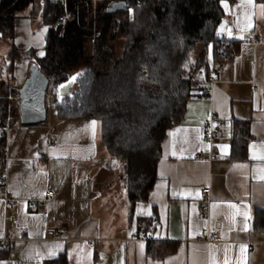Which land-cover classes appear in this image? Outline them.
Masks as SVG:
<instances>
[{
    "label": "crops",
    "instance_id": "obj_1",
    "mask_svg": "<svg viewBox=\"0 0 264 264\" xmlns=\"http://www.w3.org/2000/svg\"><path fill=\"white\" fill-rule=\"evenodd\" d=\"M261 5L222 2L218 38L236 32L232 58L216 61L209 49V66L222 65L213 99L188 103L184 119L163 143L153 190L133 213L124 166L108 153L99 121L64 118L49 100L45 124H21L19 89L36 63L28 54L43 53L51 9L31 4L18 12L13 39L0 33V172L5 162L13 204L0 198V239L15 240L0 249V264H45L61 256L67 264H264ZM250 31L258 44L250 41ZM14 49L20 54L15 59ZM209 111L223 121L213 143L203 135ZM7 120L9 132L2 136ZM204 189H210L206 212ZM46 192L55 198L35 210L31 200ZM53 225L65 227L70 239L48 240L46 229ZM218 226L222 243L199 240L203 230ZM138 232L152 244L137 239Z\"/></svg>",
    "mask_w": 264,
    "mask_h": 264
},
{
    "label": "trees",
    "instance_id": "obj_2",
    "mask_svg": "<svg viewBox=\"0 0 264 264\" xmlns=\"http://www.w3.org/2000/svg\"><path fill=\"white\" fill-rule=\"evenodd\" d=\"M93 1H69L72 19L61 28L56 22L63 9L47 0L50 28L43 55L36 50L28 55L50 78L46 102L50 100L62 117L101 123L108 153L124 166L133 213L135 205L147 201L153 190L163 143L193 101L197 73L214 68L207 62L209 49L216 61L232 58V44L221 55L226 43L218 38V29L225 16L222 2L234 0H127L128 9L116 14L105 12L108 1L96 10ZM31 4L38 2L4 0L0 4L4 38L13 39L16 14ZM93 9L96 19L90 17ZM117 39L124 41L121 56L116 52ZM87 43L92 53L86 66L75 72L85 59ZM19 56L17 50L11 52L12 58ZM78 73L71 95L60 102L58 87ZM45 264L67 261L61 256Z\"/></svg>",
    "mask_w": 264,
    "mask_h": 264
},
{
    "label": "built area",
    "instance_id": "obj_3",
    "mask_svg": "<svg viewBox=\"0 0 264 264\" xmlns=\"http://www.w3.org/2000/svg\"><path fill=\"white\" fill-rule=\"evenodd\" d=\"M4 0H0V4ZM38 2V4L41 7H44L46 5L47 0H30ZM54 2L59 3L60 7L63 9V14H61L57 19V26L64 28L67 26V24L71 21L72 16L68 12V3L71 0H51ZM117 1H125L127 0H111L108 3V7L111 6L114 2ZM128 4V2H127ZM236 32H225L221 36H219V39L226 43L225 49L221 52V55H224L228 50L231 49L232 44V34ZM249 39L252 43L258 44L259 43V37L252 31L248 32ZM222 65L219 64L217 67H214L210 70H200L197 73L196 81L194 82L193 87V94L192 99L193 101L198 102H210L213 99V92L214 89L218 83V75L221 71ZM17 107L18 111L20 109V99H17ZM9 120H7V124L1 128L2 136H6V134L9 132ZM223 128V121L216 116V114L213 111H209L206 114V122L204 127V138L207 142L213 143L221 134ZM6 156V155H5ZM7 180H8V169L7 164L4 162L2 165V171L0 172V198H3L8 202V206L13 207V204L10 200L9 193L6 190L7 186ZM210 189H204L202 191V198L203 203L201 205L202 211L206 212L208 210V204L205 202L209 199ZM55 193L54 192H46L45 195L41 198H37L34 200H31V206L38 210L42 206L45 205V203L48 200L54 199ZM8 219L12 220V216H8ZM46 235L48 240L52 241H68L70 238L68 236L67 230L63 226L53 225L49 226L46 229ZM137 239L143 240V241H149L150 237L146 236L143 233H140L137 236ZM201 242L207 243V244H220L223 242V238L220 234V227H216L215 229H205L201 233V237L199 239ZM15 240L9 239V238H2L0 239V249H9L12 247V244Z\"/></svg>",
    "mask_w": 264,
    "mask_h": 264
},
{
    "label": "water",
    "instance_id": "obj_4",
    "mask_svg": "<svg viewBox=\"0 0 264 264\" xmlns=\"http://www.w3.org/2000/svg\"><path fill=\"white\" fill-rule=\"evenodd\" d=\"M128 9V4L125 1L114 2L107 7L106 13L116 14ZM65 83L58 87L59 101L62 102L64 98L71 95L78 80V75H74ZM50 78L46 76L38 64L33 63L30 68V76L19 89L20 99V121L23 126H39L43 125L48 120L47 109V93L50 86Z\"/></svg>",
    "mask_w": 264,
    "mask_h": 264
},
{
    "label": "rangeland",
    "instance_id": "obj_5",
    "mask_svg": "<svg viewBox=\"0 0 264 264\" xmlns=\"http://www.w3.org/2000/svg\"><path fill=\"white\" fill-rule=\"evenodd\" d=\"M105 1H108V3H109L111 0H94L93 2H94V8H95V10L97 8H99L101 6V4L104 3ZM91 14H90V17L93 18L95 16V18H93V19H96L97 13L94 11V9H93V12ZM119 24H120V22H119ZM111 33H112V31H111ZM114 43H115V45L117 47V50H116L117 55L118 56L119 55L121 56L122 53H123L124 41L117 39V40H115ZM91 53H92V45H91V43H87L85 59L82 60V63L78 67L75 68V72H77L76 70L79 71L80 69H82V68H84L86 66V59L89 58V56L91 55Z\"/></svg>",
    "mask_w": 264,
    "mask_h": 264
},
{
    "label": "snow or ice",
    "instance_id": "obj_6",
    "mask_svg": "<svg viewBox=\"0 0 264 264\" xmlns=\"http://www.w3.org/2000/svg\"><path fill=\"white\" fill-rule=\"evenodd\" d=\"M252 2H253V0H247V3H248V4H252ZM260 8H261V12L264 13V5H261ZM249 26H250V25H249ZM40 55H43V53H40ZM77 75H81V74L78 73ZM75 79H76V77H72V80H75ZM95 124H96V122L93 121V122H92V125L95 126ZM93 134H94V133H93ZM170 135H171V134H170ZM254 158H255V157H254ZM259 159H264V156L259 157ZM262 171H264V170H262ZM261 178L264 179V177H261ZM57 247H59V246H57ZM242 250H243V246H242Z\"/></svg>",
    "mask_w": 264,
    "mask_h": 264
}]
</instances>
